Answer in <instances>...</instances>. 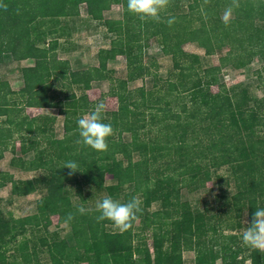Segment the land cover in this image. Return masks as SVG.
<instances>
[{
    "label": "trees",
    "instance_id": "trees-1",
    "mask_svg": "<svg viewBox=\"0 0 264 264\" xmlns=\"http://www.w3.org/2000/svg\"><path fill=\"white\" fill-rule=\"evenodd\" d=\"M82 4L114 38L109 49L98 51L97 66L73 68L57 51L64 50L61 42L77 31ZM230 4L170 0L159 21H141L129 12L127 0H0V64L9 57L30 61L28 71L34 77L17 92L0 79V161L10 152V167L42 172L16 180L0 171V188L10 185V199L42 193L33 214L7 219L0 209V264H30L38 248L47 253L50 264H183L185 251L193 252L192 264H215L210 252L221 264H264V251L242 242L256 208H264V192L256 188L257 181L264 180V98H256L245 84L226 89L219 78L222 70L244 69L254 59L264 69V0H240L226 26L222 14ZM113 5L122 7L121 20L103 18ZM169 19H174L171 26ZM150 40L171 59V78L161 85L164 91L129 90L128 84L152 77L143 60ZM187 44H195L207 57L226 51L218 64L202 69L199 57L185 51ZM119 56L125 59L126 78L115 80L107 63ZM196 80L200 84L194 87ZM94 81H107V94L118 102L116 111L104 113V122L113 129L105 152L77 143L82 139L77 121L95 106L90 104L86 112L63 105ZM212 86L217 93L210 92ZM25 108L56 109L63 117L62 137L55 134L56 116L31 117ZM124 134L129 141L122 139ZM15 141L23 145L27 158L17 156ZM69 161L79 170L71 176L63 168ZM221 167L228 168L234 193L222 195L224 203L215 216L210 208L203 214L181 203L182 188H203L204 177ZM106 173L112 176L109 185L103 183ZM83 184L121 203L141 200L142 211L133 226L139 221L142 232L153 228L148 236L153 255L134 247L144 237L138 238L134 227L120 233L111 221L98 220L97 209L78 212L81 206L71 201L70 185L81 198ZM152 201L160 202V210L150 214ZM69 213L74 219L65 223ZM53 216L70 228L66 245L56 232L36 236L31 246L27 240L19 242L11 259H4L6 245L27 231L40 234L42 223Z\"/></svg>",
    "mask_w": 264,
    "mask_h": 264
},
{
    "label": "rangeland",
    "instance_id": "rangeland-1",
    "mask_svg": "<svg viewBox=\"0 0 264 264\" xmlns=\"http://www.w3.org/2000/svg\"><path fill=\"white\" fill-rule=\"evenodd\" d=\"M80 14H86V6L84 4L79 7ZM95 39V38H93ZM74 41L78 49L84 51L85 47L89 46L87 43V39L84 38V35H76L74 37ZM185 51H188L190 54L197 55L200 59V68H207L213 65L218 64L219 57L225 53L226 50H223L221 53H216L213 56L207 57L204 55L202 49L197 47L195 44H187L184 46ZM58 58L64 60L65 58H69L70 55L65 54L63 51L59 50ZM91 53V50L88 47V52ZM71 65L73 68H84V65L75 66V62L78 61V57L74 54L71 56ZM92 59V58H91ZM144 63L150 66V72L152 77H145L143 80H138L134 83H130L127 86V89L133 90L135 88L144 87L145 90H162L161 85L170 77V71L173 70L172 61L168 56H165L160 47L157 45L155 40L149 41V47L144 50L143 53ZM79 62V61H78ZM94 63L91 60L90 64ZM151 63H156L155 67H151ZM83 64V63H82ZM33 66L30 61L16 62L11 60V58H6L3 64H0V79L6 80L8 85L10 86V90L17 92L20 88H22L26 83L33 82L34 77L28 69ZM110 68L113 69L112 77L113 79H125L126 78V63L125 59L119 57L117 61L114 63H110ZM197 67V65H195ZM156 74V75H155ZM155 75V76H153ZM220 81L229 89L233 86L239 84H245L250 88V92H252L256 98H264V69L263 64L259 59H254L252 63L244 69L239 70H231L225 69L222 70L219 75ZM107 84V83H106ZM106 84L102 83L101 85L96 84L95 87L88 92V98L82 97L84 103L82 105H86L87 99L96 101V104L99 102H104L106 105L105 112L116 111L118 107V102L115 98H111L106 92ZM200 84V80H196L193 82V86L197 87ZM109 87V83L107 85ZM210 92L215 94L218 92L217 86L210 87ZM64 106L70 107V103L64 101ZM50 109L42 108H25L24 114L33 117L37 114L49 113ZM154 113V111H153ZM58 115V114H57ZM148 118V117H147ZM62 121L63 117L58 115L57 122L55 123V134L58 138L62 137ZM124 141H129L130 137L127 134L122 136ZM15 148L17 156H23L27 158L29 155H26L24 152V147L19 141H15ZM12 155L10 152H5L3 159L0 161V170L6 172L7 170L12 172L14 179L16 180H25L40 176L42 172H23L18 169L12 168L9 165V161ZM228 168L221 167L216 172H211V174H207L205 179V184L203 188L198 189L197 191H189L186 188H182L180 194V201L186 202L190 205L191 209L194 211L202 212L205 214L206 208L212 209L209 213L213 216L217 214V207L224 203L222 195L225 193H234V185L233 181L228 174ZM216 173V174H215ZM104 185H109L112 183V176L110 173L104 174ZM256 188L258 192H264V180L257 181ZM129 192L128 189L125 190ZM76 186L70 185V198L73 204H79L81 207H84L86 210L96 209V204L98 201H102L104 197H106V193L102 190L97 189L94 185L83 184L81 187V195L80 198L77 196ZM10 185H6L3 188H0V209L3 212L4 217L9 219L10 216L14 218H22L24 216L33 214L36 211V202L42 196L40 191H37L31 195L20 198L10 199ZM122 201V200H121ZM160 210V202L152 201L150 206L148 207V212L150 214L156 213ZM223 217V216H222ZM243 220L245 221V215L243 216ZM164 221V220H163ZM139 221L135 222L133 232L137 234L138 238L144 235L143 241L140 243L135 242L134 247L139 246L142 251L146 254L153 255V247L152 240L148 237L152 231V227H148L144 232L140 230ZM164 231V230H163ZM56 232L63 244L66 245V237L70 233V228L64 224H59L57 217H51L47 222L42 223V232L35 236H32L30 232H26L24 235L15 238L12 243H9L7 246V252L4 253V259L10 260L11 256L14 254L12 250L16 244L22 242L24 240L29 241V246L32 245V241H37L36 236H47L51 233ZM211 260L215 262V264H221L220 261L214 259L213 252H210ZM194 259L193 252L185 251L182 253L183 264H192ZM17 263L20 262V259L16 258ZM30 264H50L49 258L46 252L40 251L38 248L34 257H31ZM80 264H87L86 262H81ZM245 264H249L248 261Z\"/></svg>",
    "mask_w": 264,
    "mask_h": 264
},
{
    "label": "clouds",
    "instance_id": "clouds-1",
    "mask_svg": "<svg viewBox=\"0 0 264 264\" xmlns=\"http://www.w3.org/2000/svg\"><path fill=\"white\" fill-rule=\"evenodd\" d=\"M207 2L208 0H205V3ZM169 3L170 0H127V8L141 21L149 19L159 21L161 12L167 9ZM239 7L240 0H231V4L224 10L222 21L226 26L233 17L234 9ZM172 23H174V19H169V26ZM105 111L106 105L101 101L95 105L91 113L77 121L79 135L82 138L77 143H82L98 152L107 151V138L113 134V129L110 123L104 122ZM63 168L70 170V176L79 171L77 163L73 161L67 162ZM141 203L137 197H133L126 203H121L111 196H106L96 204V209L100 213L98 220H109L120 233L127 232L133 227L134 221L138 219L137 214L142 211ZM85 211L84 207L78 208L80 214H84ZM73 219V214L69 213L65 223H69ZM242 242L245 246L264 251V208H256L247 228L243 231Z\"/></svg>",
    "mask_w": 264,
    "mask_h": 264
},
{
    "label": "crops",
    "instance_id": "crops-1",
    "mask_svg": "<svg viewBox=\"0 0 264 264\" xmlns=\"http://www.w3.org/2000/svg\"><path fill=\"white\" fill-rule=\"evenodd\" d=\"M86 6V4H84ZM122 7L120 5H113L110 10L105 11L103 13V18L104 19H112V20H121L122 19ZM86 14H80L79 20L77 21L78 24V28L77 31H75L72 35L71 38L68 40V42L66 43H62L61 45L63 47H65L64 50L60 49L61 51H63L65 54L70 55V57L75 54L79 59L77 62H75L76 60H74L75 66H80V65H85L84 68L86 67H93V66H97L98 62L96 59L97 53L99 50L101 49H109L111 42L113 40V36L111 34H109L106 30V28L104 27V25L101 22H97L94 21L90 18L89 15V11L88 8L86 6ZM76 35H84V38L87 39V43H88V47L91 50V53H87L88 52V47L86 46L84 51H81V49H78V47L75 44L74 41V37ZM95 38V39H93ZM62 48V47H61ZM65 58L64 60H68L70 65H71V59L73 58ZM121 57V56H119ZM116 57L113 61H109L107 63V68L113 70L112 68H110V63H114L117 61ZM92 58V59H91ZM124 59V57H121ZM91 60H93L94 63L90 64ZM83 63V64H82ZM72 66V65H71ZM73 67V66H72ZM102 83H107L106 84V92L104 93H108V89L109 87H107L108 82L107 81H94L91 83V87L89 90L87 91H82L77 93V97L73 100L67 101L68 103H70V107H66L67 109H77V110H83V111H88V108H90V104L92 105H96V101L94 100H90L87 99V102H85L86 105H82L84 102L82 100H80L82 97H86L88 98V92L91 91V89L93 87H95L96 84L101 85ZM36 109H42V108H36ZM49 113H44L41 115H51V116H56L58 118V113L56 109H50ZM40 115V114H37ZM35 116V115H34ZM57 122V121H56ZM2 171V170H0ZM6 172L12 174L11 171L7 170ZM5 187V186H4ZM3 188V187H2ZM10 195V193H9Z\"/></svg>",
    "mask_w": 264,
    "mask_h": 264
}]
</instances>
